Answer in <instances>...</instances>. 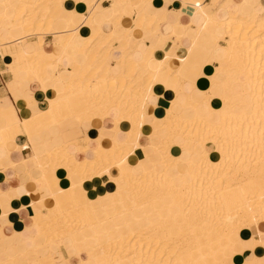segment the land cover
Listing matches in <instances>:
<instances>
[{
    "label": "bare ground",
    "instance_id": "6f19581e",
    "mask_svg": "<svg viewBox=\"0 0 264 264\" xmlns=\"http://www.w3.org/2000/svg\"><path fill=\"white\" fill-rule=\"evenodd\" d=\"M4 1L5 9L12 10L7 19L13 28L7 38H0V53L3 48L11 56L8 72L15 83L35 82L40 93L21 97L28 112L37 109L26 117L18 118L13 108H0V167L4 161L9 168L19 166V175L35 183L52 211L35 212L29 202L18 205L19 193L13 188L8 197L0 192V200L12 204L14 212L27 209L24 227L29 230L24 236L18 233L21 243L0 264H31L29 250L37 258L34 264H59L51 245L64 253L63 264H264V14H244L233 0H223L218 6L229 14L218 20L201 0H183L205 22L182 49L185 35L175 37L180 25H173L166 36L160 31L165 12L145 13L153 0H138L130 27L121 21L132 15L123 11L129 0H106V8L97 0H74L88 12L78 26L66 19L64 9L57 12L64 0H16L12 6ZM216 2L211 0V5ZM3 18L0 15V23ZM137 32L163 37L167 46L151 42L135 61L131 54L138 41L132 36ZM46 34L53 36V50L44 46ZM29 36L36 38L27 43ZM110 41L119 44L116 58L106 47ZM130 45L132 50L125 52ZM66 57L74 61L70 70L62 64ZM213 63L217 67L207 74L206 66ZM198 79L208 81L209 87L218 84L219 107L212 106L209 87L196 85ZM187 82L193 93H185ZM157 83L173 96L155 114L147 100ZM58 84L64 86L60 91ZM237 88L241 91L235 92ZM184 94L187 99L181 104L179 96ZM201 101L210 105L209 113L199 114ZM212 113L217 123L210 121ZM108 118L113 119L109 138L98 130L94 139L82 133L69 142L50 141L43 151L44 140L39 149L32 143L68 120L80 124ZM156 123L161 126L153 130ZM122 124L126 129L120 133ZM143 128L149 130L145 137ZM23 136L28 144L16 145L19 158L8 159L4 148ZM174 147L181 155L174 154ZM103 175L114 186L113 193L100 181ZM3 220L4 213L0 230ZM252 228L255 236L247 232ZM67 241L74 258L66 253ZM41 246L47 254L39 252ZM249 249L256 258L249 256ZM83 251L89 257L82 258Z\"/></svg>",
    "mask_w": 264,
    "mask_h": 264
},
{
    "label": "crops",
    "instance_id": "0c3cea01",
    "mask_svg": "<svg viewBox=\"0 0 264 264\" xmlns=\"http://www.w3.org/2000/svg\"><path fill=\"white\" fill-rule=\"evenodd\" d=\"M98 1H100V6L103 8L110 6V3L106 0H97V2ZM129 1H130V5L125 6L123 11L130 15L132 14V15L130 16L128 20H124V19L121 20L122 22H124V26L126 27L133 26V22L135 21V11L133 9V6L138 4V0H129ZM221 1L223 0H218V2L214 3V5H211V0H201V6L203 7L207 6L208 8L209 7L212 8V11L214 12L216 18L218 20H223L229 14V10H226L225 8L218 6L219 3H221ZM233 1L235 2V6L240 5L239 9L244 14H251L254 10H257V12H259L260 14H264V0H233ZM4 2H5L4 0H0V15H4V18L1 19V23H0V38L2 39L7 38V36L9 35L8 31L12 30L13 28L11 21L7 19L8 15L11 14L12 10L11 9L6 10L4 6ZM8 3L11 6L13 4L14 5L17 4L16 0H8ZM182 3H183V0H153L151 3H148L146 5L145 13L148 16H152V15L161 16L165 12V22L164 24L160 25V31L166 36H170L172 34L174 30L172 29L173 25H176V24L180 25L179 27L175 29V32H176L175 37L179 38L180 37L179 34H182V33L185 35L183 38H181L180 45L182 49H186L190 46L191 39L195 37L196 29L201 27L204 24L205 19L201 14H198L197 12H195V9L193 6H190L188 4L184 6V4ZM229 8L232 10H235L234 8L236 7H234V5H230ZM63 9L66 10L65 11L66 19L69 20L71 24L73 22L74 26L81 25L83 23V19L86 18L88 15V12H86V7L84 5L77 6L74 0H64ZM75 11H78L79 13ZM183 27H186V28H183ZM72 28L74 27H70L69 29H72ZM103 29L108 30L109 24L104 22ZM142 36L144 35L139 32L133 34L132 36L135 41H138L135 46L136 49L133 50L131 54L132 58L135 61H138L141 58L142 52L147 49V47L150 45L151 42H153V44H155L158 47L165 48L167 46V44H165V40L163 39V37L162 38L157 37L156 35H153L152 37L147 36L146 40L144 41L136 40L137 38H141ZM13 38L18 39L19 36H16ZM52 38H53L52 35L51 37L50 36L44 37V46L48 50H53V47L50 46V42ZM33 40L35 39H31L30 41H27V43L28 42L30 43ZM23 43H26V40H24ZM117 44L118 43L115 44V47L118 49L119 44L118 46ZM218 45L221 47L223 43L218 42ZM169 46L170 44H168V47ZM1 49H2L1 50L2 54L0 53V108L1 110L7 111L13 108L18 118H23L32 113L37 112L36 111L37 109H35L34 112L32 110L28 112V110L25 108V105L22 102L21 97H24L27 99L31 97L34 98L36 95L40 93L39 85L35 82H29L28 80H25V79L21 81V84H16L17 82L14 80L12 75L8 72V66L12 64V58L11 56H9L8 53H6L3 50V48ZM118 55H120V52L118 50H116L115 52L113 51V56L115 58ZM215 58L219 59L220 57L218 54H216ZM83 62H81V65ZM62 64L66 69L70 70L72 68V65H74V61L72 60L71 57H66L63 59ZM110 66L117 73L118 70H117L116 64L114 62H111ZM215 67H217V65L214 63L212 65L206 66L205 68V70L207 71L206 73L207 74L213 73ZM59 70L58 72L59 74H61L62 70L60 71ZM19 77L20 79L23 78L22 74H20ZM220 81L224 82L222 76H219V82ZM196 85H198L199 87L208 88L209 82L198 79L196 80ZM18 86L20 89L22 88L21 92L18 91ZM192 87H193L192 84H189L188 82L185 83L184 84L185 93L186 94L193 93L194 90H192ZM228 87L229 89H231V85H228ZM63 88L64 86H62V84L56 85V89L58 91L62 90ZM209 89H210V92L212 94V99H213L211 102L212 106L215 108L219 107V105H221V102L219 101V99L222 93L220 91L218 84L217 85L214 84L210 86ZM234 91L240 92L241 88H237ZM186 94L179 96L181 104H185L186 99H187ZM172 96H173V91L171 89L166 90L163 87V85L157 83V84H154L152 87V95L148 98L147 104L149 105V107H153L152 112L157 114L158 111L164 110V106H162L163 103L170 100ZM206 104L207 103L203 101L198 103L199 114L203 115V114H207L210 112V109H211L210 105L209 104L206 105ZM155 107L157 108L156 110H154ZM147 112L150 113V110L148 109ZM209 115H210L209 116L210 121L212 123H217L219 121L215 113H212ZM112 120H113L112 118H108L106 121L105 120H93V121H88V122L84 121V122H81L80 124L76 120H68V121L60 123L56 127L51 128L48 133L43 134L41 137H37V138L34 137L32 139V143L35 146V148L39 149L42 147V146L39 147L40 139L44 140L43 143H45V147H42L40 149L43 151V150L49 149L51 142H53L54 144L55 143L60 144V142L64 141V139H66L65 141L69 142V141L76 139L77 137L80 138L82 136V133H85L88 137H90L91 139H94L97 136V131L99 130L101 131V137L109 138L112 135V132H111V129L113 127ZM160 126H161V123H156L155 127L153 126V130L159 129ZM125 129H126V126L122 124L120 126V133H123ZM142 131H143L142 132L143 135L141 137H145L147 134H149V130L147 128H143ZM120 133L118 137H121ZM142 139L143 140L141 142L145 144L146 143L145 138H142ZM22 143L28 144L27 138L24 136L18 142L7 144L4 150L6 149L5 152H8V159L16 160L19 158L20 154L17 153L16 145L22 144ZM70 150L74 154L80 155V153L77 152L73 146H70ZM173 152L174 154L178 156L181 155V151L177 147H174ZM24 153H27V152H24ZM29 166H30L29 168L32 170L31 172L32 177L34 176L35 178H37L34 175L36 168L33 166V164H29ZM1 171H3V173H1ZM19 173H20L19 166H17L16 169H12L6 165L5 161L2 162L1 167H0V192L1 193L5 192L6 197H8L7 194L13 191L14 189L15 193L16 191L19 193V195L16 194V197L20 199L16 201L18 205L29 202V204L30 203L33 204L32 209L35 212H41L44 210V208H47L48 210H50L48 201L46 200V198H44L45 196H43L42 192L36 191L35 183L29 182V179L26 175L25 176L22 175L20 179ZM20 181H24L25 183L21 186ZM100 181L103 184H107L108 179L106 176L103 175L100 177ZM21 189L24 190L25 193H22ZM1 201L2 200H0V215L4 213L5 220L1 221L2 229L0 230V238H1L0 240V259H5L7 254L13 253L14 250L16 249V245L21 243L22 238L18 233L20 234L22 233L24 236L26 235V232H29V230H27L24 227V225L27 223L28 211L24 207H18L16 209V212H14L11 206L12 204L6 203L4 201H2L1 203ZM261 229H263V227H261ZM248 232L252 236L256 235V231L253 228L250 229ZM66 245H67V252H66L67 255L69 254L70 257L73 258L74 251L72 247L69 246L68 243H66ZM50 249L53 252H56L55 257L57 258L56 260L59 262V264H63L62 258H64L65 256L64 253L60 251V249H57L54 245H51ZM39 252L41 254H47L48 250L45 246H41L39 248ZM71 254L73 255L71 256ZM26 256L32 261L30 262L31 264H34L35 261L37 260L34 253L31 252L30 250L26 254ZM249 256L254 259L256 258L255 257L256 253L253 252L252 249H249ZM82 258H86L85 251L82 252Z\"/></svg>",
    "mask_w": 264,
    "mask_h": 264
},
{
    "label": "rangeland",
    "instance_id": "374dc122",
    "mask_svg": "<svg viewBox=\"0 0 264 264\" xmlns=\"http://www.w3.org/2000/svg\"><path fill=\"white\" fill-rule=\"evenodd\" d=\"M63 9V4H62V7L60 8V9H58L57 10V12H60L61 10ZM65 10V9H64ZM66 11V10H65ZM45 36H50L51 37V34H46ZM45 36H43V37H45ZM147 36H150V37H152L153 35H146L145 37L144 36H142L141 38H137L136 40H139V41H144V40H146V37ZM36 37L35 36H29L28 38H26V40L27 41H30L31 39H35ZM115 41H110V42H107L106 43V47H109V48H111V49H113V51L115 52L116 50H118L116 47H115ZM111 46V47H110ZM117 46H118V44H117ZM131 50V45L130 46H127L126 47V51L125 52H129ZM119 51V50H118ZM171 67V66H170ZM169 67V68H170ZM196 117V114H194L193 115V117L192 118H195ZM124 135V134H123ZM125 136V135H124ZM196 149V148H195ZM185 155V154H184ZM196 159H197V157H196ZM20 179H21V176H20ZM108 179V178H107ZM110 181H108L107 182V184H106V190L108 191V192H111V193H113L114 192V186L113 185H111L110 183H109ZM20 184H21V186L23 185V181H20ZM48 201V200H47ZM48 204H49V208H50V211H52L51 210V207H52V205H51V203H50V201H48ZM189 207V206H188ZM187 207V208H188ZM189 208H191V206L189 207ZM190 210V209H189ZM114 213V209L112 208V209H110V211H109V214H113ZM151 222H155V219H151L150 220ZM181 221V220H180ZM180 232H182L183 231V229L182 230H179ZM178 231V232H179ZM183 232H185V233H183V234H186V233H189L188 232V230L186 231V230H184ZM248 232V231H247ZM248 234H249V232H248ZM68 242V241H67ZM68 245L69 246H71V243L70 242H68ZM56 247V246H55ZM73 249V251H74V248H72ZM90 254H94L93 252L92 253H90ZM70 256V255H69ZM86 257H89V255H87L86 254ZM74 258V257H73ZM65 264V263H64ZM73 264H78L76 261H75V263H73ZM93 264H100L99 263V261H96L95 263H93Z\"/></svg>",
    "mask_w": 264,
    "mask_h": 264
}]
</instances>
